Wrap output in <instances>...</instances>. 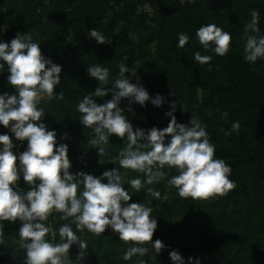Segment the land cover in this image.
Returning <instances> with one entry per match:
<instances>
[{
	"label": "trees",
	"instance_id": "trees-1",
	"mask_svg": "<svg viewBox=\"0 0 264 264\" xmlns=\"http://www.w3.org/2000/svg\"><path fill=\"white\" fill-rule=\"evenodd\" d=\"M4 7L7 11H0V40L9 42L17 32H27L40 44L42 55L61 66L54 93L62 91L63 99L42 100V120L47 129L55 130L57 143L67 144L70 172L100 176L117 168L124 187L133 195L129 203L152 201L149 206L157 219L152 241L159 239L165 247L156 256L150 248L153 258L148 264H172L168 255L172 250L181 254L185 264L190 256L194 260L199 257L200 264H264V60L252 64L242 58L243 28L253 9L259 12L258 27L264 35V0H195L191 5L179 0H0V9ZM209 23L231 35L229 52L224 56L205 51L195 37L196 29ZM91 28L111 37V42L98 44L87 34ZM181 32L189 36V42L178 48ZM196 51L210 55L211 61L196 62ZM124 57L126 67H136L135 75L126 72L125 77L142 85L150 96L159 93L166 101L160 107L146 101L141 107L122 99L120 107L131 109L126 115L134 130L166 127L170 119L164 115L169 110L167 101H176L177 122L186 124L193 118L204 123L215 145L214 156L231 166L229 178L236 187L227 195L181 198L175 188L167 187V178L135 192L125 177L142 174L120 168L115 157L126 140L114 134L105 145L109 161L97 163L103 158L88 144L92 129L79 122L76 106L99 86L87 74L88 65L100 63L114 78ZM7 75L5 65L0 69V93L12 94L14 88L8 84ZM94 99L102 104L111 99V93ZM224 112L226 117H222ZM233 121L239 122V132L225 137L224 131L230 130ZM5 132L14 152L26 149V140L17 141L0 125V133ZM17 187L26 191L29 185L21 178ZM147 187L158 190L161 196L166 194L167 199H153L146 193ZM59 215L53 212L45 221L52 228L46 239L55 243L60 242L59 226L68 222L59 220ZM3 223L0 264H24L25 250L16 242L20 222ZM77 235L87 245L82 264H135V256L122 259L132 242L119 240L111 229L100 235L83 229ZM79 252L77 245L70 247L73 264H81Z\"/></svg>",
	"mask_w": 264,
	"mask_h": 264
},
{
	"label": "clouds",
	"instance_id": "clouds-1",
	"mask_svg": "<svg viewBox=\"0 0 264 264\" xmlns=\"http://www.w3.org/2000/svg\"><path fill=\"white\" fill-rule=\"evenodd\" d=\"M179 2L191 5L195 0ZM0 11H7V8ZM250 17L243 28L242 58L255 64L258 59L264 60V35L260 34L258 27L259 12L251 10ZM87 34L98 44L111 42V37L94 28ZM195 37L205 51L218 56L229 52L231 35L216 24L201 25L196 29ZM188 42L186 33L178 34V48ZM193 57L200 64L212 59L199 51ZM124 59L126 57L117 65L119 72L114 78L110 77L108 67H102L100 63L88 65L87 74L95 78L99 86L87 92L76 106L80 113L79 122L84 128L92 129L93 137L88 144L103 158L97 163L109 161L105 145L114 134L126 140L115 157L120 168L142 174V177L131 179L125 177L135 192L167 178V187L175 188L181 198L196 200L227 195L236 187L235 181L229 178L231 166L214 156L215 145L210 142L204 123L193 118L186 124L177 122L174 115L176 101H167L169 110L164 115L170 119L166 127L158 129L153 126L147 130L137 127L134 130L126 115L131 109L120 107L122 99L127 98L129 105L138 103L141 107L146 101L156 107L166 101L159 93L150 96L142 85L130 82L125 73L135 75V68L126 67ZM5 65L6 79L14 92L0 93V125L9 129L17 141L26 140L27 147L23 152H14L9 134L0 133V245L4 243L3 222L19 221L16 242L25 250L24 264H73L69 256L72 245L80 249L77 259L82 264L83 250L87 245L77 232L86 229L100 235L108 228L117 234L119 240L132 242L122 254L123 260L135 256V264H148L153 258L149 249L156 256L165 247L159 239L152 241L157 228L156 216L152 215L153 208L149 206L152 201L129 203L133 195L124 187L117 168L105 170L100 176L83 171L70 172L67 144L57 143L55 130L47 129L42 120L45 114L42 100L63 99L62 91L54 93V87L60 83L61 66L42 55L40 44L27 32H17L9 42L0 40V69ZM109 83L112 87L106 89L104 86ZM108 93H111V99L102 104L95 101L94 97L102 98ZM227 115V112L222 113V117ZM239 128V122L233 121L224 136L238 133ZM63 136L67 137V133ZM21 178L29 185L26 191L17 187ZM146 193L153 199H167L166 194L161 196L152 187H147ZM53 212L60 214L59 220L68 221L58 228L59 243L46 239L52 228L45 221ZM168 255L172 264H185L177 250ZM187 264H200V259L194 260L190 256Z\"/></svg>",
	"mask_w": 264,
	"mask_h": 264
},
{
	"label": "rangeland",
	"instance_id": "rangeland-1",
	"mask_svg": "<svg viewBox=\"0 0 264 264\" xmlns=\"http://www.w3.org/2000/svg\"><path fill=\"white\" fill-rule=\"evenodd\" d=\"M145 9H147L148 10V8H145ZM135 69H136V67H134Z\"/></svg>",
	"mask_w": 264,
	"mask_h": 264
}]
</instances>
